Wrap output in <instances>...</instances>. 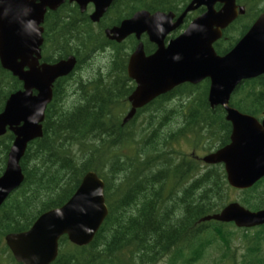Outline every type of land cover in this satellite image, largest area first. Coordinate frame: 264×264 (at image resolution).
<instances>
[{"label": "trees", "instance_id": "1", "mask_svg": "<svg viewBox=\"0 0 264 264\" xmlns=\"http://www.w3.org/2000/svg\"><path fill=\"white\" fill-rule=\"evenodd\" d=\"M190 1L114 0L98 23L68 1L46 12L42 62L74 56L76 66L54 83L42 137L27 145L20 161L24 180L0 207V264H19L4 237L27 231L40 215L65 204L89 171L104 181L108 215L87 246L61 237L51 264H197L210 250L236 264L238 238L239 264H264V226L246 230L232 223L202 221L231 203L234 189L222 166L203 165L179 147L183 141L191 151L212 152L229 143L223 109H211L207 101L208 79L182 84L155 99L138 112L147 119L140 127L122 120L128 110L122 106L133 87L125 90L118 82L126 79L137 41L128 37L116 43L106 38L104 30L140 10L178 17ZM236 3L245 12L214 43L218 55L228 53L264 12V0ZM203 12L199 8L187 14L167 40ZM141 41L147 55L156 50L145 36ZM98 57L101 64L90 67ZM19 90L22 83L0 65V112L9 95ZM229 104L262 119L264 75L243 81ZM161 115L162 122L156 123ZM13 140L9 131L0 137V175ZM237 192V202L246 209H264V177Z\"/></svg>", "mask_w": 264, "mask_h": 264}, {"label": "water", "instance_id": "2", "mask_svg": "<svg viewBox=\"0 0 264 264\" xmlns=\"http://www.w3.org/2000/svg\"><path fill=\"white\" fill-rule=\"evenodd\" d=\"M66 1L76 4L81 13L92 4L94 10L89 19L98 23L114 0H0V65L22 83V90L9 95L0 112V137L7 131L14 136L0 175V207L24 180L20 161L27 145L42 137L54 83L70 75L76 66L74 56L54 63L40 62L44 16ZM199 8H204V12L178 36L167 40L186 15ZM244 12L236 0H191L178 17L172 12L140 10L104 30L106 38L116 43L130 36L138 41L127 66L137 86L129 97L132 107L124 122L158 96L182 84L197 85L208 79V104L210 108L222 107L232 132L227 145L202 161L207 165L222 164L227 183L235 190L249 189L264 177V120L259 122L229 104L232 93L243 81L264 75V12L225 55H218L213 45ZM143 35L156 47L149 55L141 42ZM104 188V181L89 171L65 204L40 215L27 231L6 235L4 242L15 261L51 264L63 236L73 245H89L108 215ZM202 221L252 229L264 226V209L250 211L231 202Z\"/></svg>", "mask_w": 264, "mask_h": 264}, {"label": "flooded vegetation", "instance_id": "3", "mask_svg": "<svg viewBox=\"0 0 264 264\" xmlns=\"http://www.w3.org/2000/svg\"><path fill=\"white\" fill-rule=\"evenodd\" d=\"M113 3V2H112ZM74 4V3H73ZM111 6V5H110ZM79 8V7H78ZM109 9V8H108ZM80 10V9H79ZM93 10H94V7H93V5L92 4H88L87 5V7H86V10H85V12L86 11H88V16L93 12ZM108 11V10H107ZM106 11V12H107ZM105 12V13H106ZM104 16V15H103ZM101 20V19H100ZM145 35H143L142 37H141V39L144 37ZM130 37H134V36H130ZM146 37V36H145ZM147 38V37H146ZM134 39H135V37H134ZM136 40V39H135ZM148 40V39H147ZM137 41V40H136ZM142 42V41H141ZM137 43H138V41H137ZM153 53V52H152ZM146 54V53H145ZM131 55V54H130ZM130 55H129V57H130ZM147 55V54H146ZM149 55V54H148ZM99 58V57H98ZM128 61H129V58H128ZM40 62H42V60L40 61ZM86 62H88V61H86ZM127 66H128V62H127ZM127 66H126V74H125V77H126V79H124L123 81H120V82H118V84L123 88V89H125V90H129L130 88H132L133 87V89L129 92V94H128V96H127V99H126V103H124L123 104V106L122 107H128V110H127V112L125 113V115H124V117H123V121H124V119H125V117L127 116V114L130 112V110H131V103H130V101H129V97L131 96V94L134 92V90L136 89V86H137V84H136V82L133 80V79H131L130 78V76H129V74H128V71H127ZM102 73V72H101ZM97 75V74H96ZM115 84H117L116 82H115ZM161 96V95H160ZM160 96H158V97H160ZM157 97V98H158ZM157 98H155V99H157ZM155 99H153L151 102H149L148 104H145L144 106H142L141 108H138V109H136L135 110V113H134V115H133V117L130 119V120H128L126 123H128V122H130V121H133V124L135 125V126H138V127H140V126H142V124L147 120L146 119V116H145V113L142 115V114H138V112L139 111H141L142 109H144L145 107H148ZM174 104V103H173ZM175 106H177V105H175ZM171 107H173V105H171ZM215 108V107H214ZM222 108V107H221ZM211 109H213V108H211ZM224 111V110H223ZM239 111V110H238ZM240 112V111H239ZM225 113V112H224ZM241 113V112H240ZM244 114V113H243ZM246 115H248V114H246ZM251 116V115H250ZM253 117V116H252ZM255 118V117H254ZM224 119H225V115H224ZM257 119V118H256ZM259 122H261L262 120H264V114H263V117H262V119H257ZM162 122V115H161V117H160V119L159 118H157V121H156V123L157 122H159V123H161ZM226 121V120H225ZM227 122V121H226ZM162 125V124H161ZM228 128H229V134H228V139H229V142H230V135H231V132H232V126H231V124L228 122ZM188 145V144H187ZM188 147H189V145H188ZM189 149H191V147H189ZM218 150V149H217ZM187 153H188V155H191L195 160H198L201 164L203 163V165H207V164H205L202 160L200 161L199 159H197L196 157H194L193 156V153H190L188 150H185ZM216 151V150H215ZM215 151H212V152H215ZM193 152V151H192ZM222 166L223 167V170H224V166L222 165V164H215V165H208V166ZM224 173H225V171H224ZM225 177H226V174H225ZM227 181V180H226ZM240 191V190H239ZM225 224H229V223H225ZM233 224V223H232ZM234 225V224H233ZM260 227V226H259ZM257 228V227H256ZM237 229H241V228H237ZM243 229V228H242ZM252 229H254V228H252ZM246 230H249V229H246Z\"/></svg>", "mask_w": 264, "mask_h": 264}, {"label": "rangeland", "instance_id": "4", "mask_svg": "<svg viewBox=\"0 0 264 264\" xmlns=\"http://www.w3.org/2000/svg\"><path fill=\"white\" fill-rule=\"evenodd\" d=\"M100 61V57L94 59L92 62H90V67L96 68L98 65L101 64ZM79 74H83V71H80ZM180 148L184 149V150H188L190 153H193V156L196 157L197 159H199L200 161L203 160V158L205 156H207L208 154L212 153V152H206L203 150H194L193 152L189 149L188 145L185 142H181L179 145ZM203 164V163H202ZM235 190V189H234ZM233 190V191H234ZM231 191L230 194V202H237L238 200V192L236 191ZM237 236L239 237V233H237ZM235 249H236V264H239V256L242 252V249H239V238L235 241ZM197 264H235L232 263V259H225L222 258V254L220 251H214V250H210L208 252V254H206L204 256V258L202 259V261H200Z\"/></svg>", "mask_w": 264, "mask_h": 264}]
</instances>
